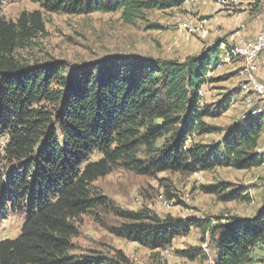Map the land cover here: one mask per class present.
I'll list each match as a JSON object with an SVG mask.
<instances>
[{"label":"trees","instance_id":"16d2710c","mask_svg":"<svg viewBox=\"0 0 264 264\" xmlns=\"http://www.w3.org/2000/svg\"><path fill=\"white\" fill-rule=\"evenodd\" d=\"M29 1L40 10L22 11L14 21L0 16V159L9 166L5 181L0 178V206L5 215L22 218L18 236L0 240V264H131L121 252L115 258L71 254L80 218L107 206L94 183L115 168L143 176L190 175L264 163L257 153L264 117H246L227 129L206 122L227 110L210 111L200 96L225 53L224 39L184 61L126 55L78 67L21 55L44 32L43 13H119L124 24L134 25L147 11L190 0ZM258 106L256 101L253 108ZM222 132L218 142L195 140ZM227 186L202 190L213 194ZM242 190L221 201L249 203ZM118 216L110 233L151 252L166 250L193 228L210 235L213 264H254L255 251L264 246V207L214 226L208 219L161 218L148 209ZM193 252L177 254L194 260Z\"/></svg>","mask_w":264,"mask_h":264},{"label":"rangeland","instance_id":"374dc122","mask_svg":"<svg viewBox=\"0 0 264 264\" xmlns=\"http://www.w3.org/2000/svg\"><path fill=\"white\" fill-rule=\"evenodd\" d=\"M242 1L240 6L244 9L238 13L240 18L236 14L223 13L225 21L231 20L235 25L229 29L226 25H219L216 29L208 30L204 39L197 34L179 30L173 18L185 14L200 16V19L212 18L220 12L215 9L214 0H198L197 3L189 1L180 8L147 11L134 25L124 24L119 13H43L44 32L21 55L31 62L54 59L78 67L126 55L184 61L216 40L229 41L233 26L240 23L247 25L244 39H251L261 20L260 1ZM34 10L40 9L29 0H5L0 16L14 21L22 11ZM204 13L207 15H202ZM259 64L264 71V52L259 57ZM218 65L208 74L212 81L201 87L200 96L202 106H207L210 111L219 107L227 108L222 114L206 120L208 124L227 129L247 117L245 100L240 91V83L243 81L240 74L242 63L236 60L219 61ZM223 134L195 137V140L214 143L220 141ZM263 147L264 134L259 141V148ZM8 170L9 166L0 159L2 181H5ZM218 184L228 185L225 192L206 194L202 190L205 186L214 187ZM94 188L107 199V206L80 218L78 234L71 239L72 255L115 258L116 253L121 252L131 264H213L215 248L210 235H202L198 229L193 228L187 236L174 239L169 248L157 252L119 239L110 233V229L122 220L118 212H137L142 209H148L161 218L170 216L182 221L208 219L212 226L217 223L226 224L233 216H254L264 207V163L246 171L224 168L190 175L159 173L143 176L115 168L106 177L96 181ZM240 188L243 189L241 194L250 197L249 203L221 201L222 195ZM159 196L163 199L159 200ZM21 220L18 214L5 215L0 206V240L17 237ZM184 250L194 251L196 258L189 260L177 254ZM254 259V264H264V246L258 247Z\"/></svg>","mask_w":264,"mask_h":264},{"label":"built area","instance_id":"2783aa9c","mask_svg":"<svg viewBox=\"0 0 264 264\" xmlns=\"http://www.w3.org/2000/svg\"><path fill=\"white\" fill-rule=\"evenodd\" d=\"M190 1L198 2V0ZM214 5L220 11H228L232 14L240 11L239 0H214ZM260 11L261 26L257 34L253 38L231 47L220 57L222 62L236 60L242 63L240 74L243 81L240 83V91L245 96L247 117L259 115L264 117V71L260 69L259 64V57L264 52V0L260 1ZM173 21L179 30L197 34L202 39L207 36L204 20L194 17L192 14H185L182 17L176 16ZM254 99H258L259 102V106L256 108H253ZM257 153L264 159V147H258ZM162 199L163 197L159 196V200Z\"/></svg>","mask_w":264,"mask_h":264},{"label":"crops","instance_id":"0c3cea01","mask_svg":"<svg viewBox=\"0 0 264 264\" xmlns=\"http://www.w3.org/2000/svg\"><path fill=\"white\" fill-rule=\"evenodd\" d=\"M249 1H251V0H245L244 2L249 3ZM258 1H261V0H258ZM241 2H243V1L239 0V5ZM213 5H214V3H213ZM215 9L220 11L219 9L216 8V6H215ZM243 9H244V7L240 6V10H243ZM223 13L228 14V15H233L232 13H230L228 11H220L219 13L214 14L212 18H208V19L207 18H201V20H204V27L206 28L207 32H208V30L216 29L217 27H219V25H226L228 27V29L231 28L233 24L235 25V22L231 23V20L225 21V19L223 18ZM238 13H240V11ZM238 13H236V17L240 18L241 15L240 14L238 15ZM202 15L206 16L207 14L204 13ZM196 17L200 18V16H196ZM260 26H261V20H260V23L255 27V31H254L251 38H253L257 34V32L260 30ZM233 27H234L233 31H232L233 33L229 37V41L231 43L229 44V41L224 39L226 41L225 42L226 44H223V43L221 44V49H223L225 51L230 49L231 47L236 46V45L240 44L241 42L245 41L244 35H245V32L247 31V25L240 23V24H237L236 27L235 26H233ZM246 39L249 40L248 38H246ZM219 40H221V39H219ZM231 44H234V45H231Z\"/></svg>","mask_w":264,"mask_h":264}]
</instances>
